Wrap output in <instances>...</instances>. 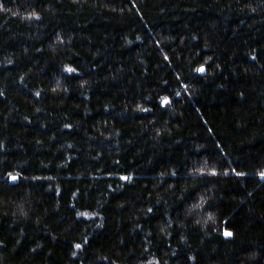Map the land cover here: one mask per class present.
Instances as JSON below:
<instances>
[{
	"label": "trees",
	"instance_id": "obj_1",
	"mask_svg": "<svg viewBox=\"0 0 264 264\" xmlns=\"http://www.w3.org/2000/svg\"><path fill=\"white\" fill-rule=\"evenodd\" d=\"M3 4L0 264H264V0Z\"/></svg>",
	"mask_w": 264,
	"mask_h": 264
},
{
	"label": "snow or ice",
	"instance_id": "obj_2",
	"mask_svg": "<svg viewBox=\"0 0 264 264\" xmlns=\"http://www.w3.org/2000/svg\"><path fill=\"white\" fill-rule=\"evenodd\" d=\"M3 7H4L3 0H0V8H3ZM35 18H36V19H40L39 16H35ZM57 39H59V37H57ZM253 59H255V57H253ZM67 71H68L69 73H72V72L75 71V69L69 67V68H67ZM197 71L200 72V73H204V72H205V68H204V67H200V68L197 69ZM0 94H2V93H0ZM37 95H39V93H37ZM169 103H170L169 99H168L167 97H165V98L163 99V104L166 106V105L169 104ZM142 111H148V109H142ZM66 127H71V125H66ZM233 171H235V169H233ZM172 174L175 175V173H172ZM202 174H203V173H202ZM211 174H212V175H216L217 173H216L215 171H213ZM236 174H237V175H245V173H241V172H237ZM258 175L260 176L261 179H264V171H260V172L258 173ZM8 177H9V179H10L11 181H13V182H15V181H17V180L19 179L18 176H16V175H12L11 173L8 174ZM122 179H124V180H128L129 177L125 176V177H122ZM198 207H200V205L193 204V209H194V208H198ZM19 210H20L21 212H23L22 207H21ZM148 211H149V212H152V209L149 208ZM191 211H192V209H189V213H191ZM77 215L88 216L89 214L86 213V212H84V213H77ZM209 219H211V217H209ZM197 223H199V221H197ZM223 234H224L225 237H232V236L234 235L233 232H232V231H229V230H225ZM2 243H3V242L0 241V244H2ZM85 243H87V240H85ZM75 248H76V249H82V248H83V244H81V243H77V244H75ZM72 255L75 256L76 253L73 252ZM103 259H107V257H104Z\"/></svg>",
	"mask_w": 264,
	"mask_h": 264
}]
</instances>
